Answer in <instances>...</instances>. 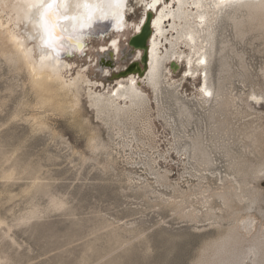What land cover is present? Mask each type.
I'll return each mask as SVG.
<instances>
[{
  "label": "rangeland",
  "instance_id": "1",
  "mask_svg": "<svg viewBox=\"0 0 264 264\" xmlns=\"http://www.w3.org/2000/svg\"><path fill=\"white\" fill-rule=\"evenodd\" d=\"M129 8L134 11L126 10L123 32L91 38L85 57L63 61L68 64L67 89L77 78L84 80L77 113L35 106L27 73L12 54L5 53L0 39V264H195L201 246L217 230L195 200L184 209L201 211L198 224L178 215L175 205L169 204L172 196L180 197L174 189L188 190L199 183L190 176L193 161H181L171 147L192 146L190 137L196 135L205 139L215 160L205 173L209 177L225 176L227 146L231 155L246 154L259 164L264 136L252 144L245 139V129L257 114L264 115V103L253 105L251 112L246 108L252 90L264 96V29L253 27L242 38L231 22L219 25L210 84L214 90L221 83L230 89L239 110L218 107L212 115L209 105L203 109L199 104L198 82L183 79L184 65L178 70L168 67L171 50H188L184 44L171 47L176 32L159 40L162 73L168 78L162 79L158 92L151 90L148 65L145 69L141 51L131 45L138 35L131 26L139 24L143 3L129 0ZM222 42L227 45L221 53ZM137 62L141 74L132 68ZM225 63L231 69L221 73ZM130 78L145 94L146 105L134 107L133 115L119 123L111 110L100 114L93 100L105 94L100 99L103 106L104 99ZM120 102L127 108L125 101ZM93 134L100 145L95 151L89 142ZM260 184L264 192V178Z\"/></svg>",
  "mask_w": 264,
  "mask_h": 264
},
{
  "label": "bare ground",
  "instance_id": "2",
  "mask_svg": "<svg viewBox=\"0 0 264 264\" xmlns=\"http://www.w3.org/2000/svg\"><path fill=\"white\" fill-rule=\"evenodd\" d=\"M94 2L95 0H89V3ZM140 2L143 3V12L154 14L150 22L152 34L148 41L147 62V79L151 90L154 93L158 92L160 85L164 82L162 79L166 81L168 78L162 73L164 62L159 55V40L166 36L167 32H176V41L171 47L184 44L188 50L183 52L173 49L168 53L166 60L170 70L173 63L179 66L184 65L183 79L198 82L199 104L203 109L209 105L212 115H215L218 107H238L236 96L233 97L231 90L229 88L227 90L223 83L217 90H214L210 84L209 77L217 43V30L224 21L231 22L237 30V35L242 38L254 31L253 27L263 30L264 0H172L171 3L165 0H140ZM75 4L76 0H0V39L2 38L4 43L5 53L12 54L13 60L19 64L20 69L27 73L30 87L36 94L35 106L46 111L58 110L59 112L68 108L77 113L80 103L79 85L84 80L79 77L72 81L70 89L66 88L64 70L67 69L68 64L54 61L51 55L41 53L39 37L32 25L27 22L28 19L30 17L35 19L36 9L41 5H52L49 29L55 27L65 36L73 34L74 31H82L83 36L79 41L85 43L83 49L88 47V40L91 38L107 34L113 24L111 19L97 18L91 27L79 28L78 21L70 18L77 15ZM145 4L151 7L145 9ZM83 11V9L80 10L81 13ZM112 11L108 12L109 16ZM125 12L126 10H124L126 20ZM56 14L60 16L58 21ZM94 14L99 16L98 13L94 12ZM146 16L140 20L138 24L140 31L136 35L142 33ZM167 22L170 24L168 28H166ZM247 26L250 27L245 30ZM222 45L224 47L220 50L221 53L224 52L227 42H222ZM64 46L70 49L71 55L65 54L61 58L78 56L75 44L69 45V42L65 40ZM138 51L141 50L138 49ZM141 52L139 56L142 58L143 52ZM80 56L85 57V53ZM222 58L226 59L225 56ZM221 67V73L231 69L230 63L222 64ZM170 81L173 79L167 81V84ZM136 84L133 78L128 79L127 82H121L118 90L115 93L113 91L108 99H104L103 106L100 105V99L106 97L105 94L93 100L94 106L100 109V114L105 109L113 111V116L119 123L125 116L133 115L136 110L134 107L138 109L147 103L145 94ZM248 97L246 108L250 112L255 109L253 105L262 106L264 103V96L256 90H252ZM121 100L125 101L127 108L120 105ZM249 100H251L250 104ZM183 108L184 113L188 112V107L184 104ZM246 113L253 115L249 111ZM38 120H36L37 123ZM118 123L114 122L113 126L116 127ZM252 123L254 126L249 125L251 127L245 129V139L256 144L258 136L260 135L261 138L264 136V115L257 114ZM144 126L148 127L145 124ZM96 139V135L93 134L89 141L93 151L100 147ZM190 140L192 146L171 148L180 156L181 161H185L186 158L193 161V171L190 172V176L198 178L199 183L190 186L188 190L182 187L174 189L175 192L180 193V197L172 196L168 200L169 204L175 205L173 209L178 215L197 223L201 211L195 208L193 211L185 212L184 209L185 204L190 205V201L193 203L195 200V203L204 209L202 212L207 221H212L210 227L217 230V234L209 235L203 247L201 246L202 249L195 264H264V192L260 190V182L264 178L263 150H260L259 164L255 165L246 154L240 157L231 155L232 150L227 146L225 156L228 158V165L225 176L221 173L218 175L212 173L209 177L205 173L210 172V169L215 166V160L205 145V139L196 135V137H190ZM247 145L249 149L251 145L246 144V147ZM169 174L167 172L166 176H163L166 184L170 183ZM176 198H181V201L176 202ZM224 222L228 225L225 226Z\"/></svg>",
  "mask_w": 264,
  "mask_h": 264
},
{
  "label": "snow or ice",
  "instance_id": "3",
  "mask_svg": "<svg viewBox=\"0 0 264 264\" xmlns=\"http://www.w3.org/2000/svg\"><path fill=\"white\" fill-rule=\"evenodd\" d=\"M139 3L140 0H137ZM75 7L77 9V15L70 17L78 21V27L83 29L84 27H91L93 22L99 18L103 20L111 19L114 26L119 30L125 26L124 21V10L134 11V8H129V0H95L94 3H89V0H76ZM151 5L145 4L144 8H150ZM52 5L44 6L41 5L36 9L35 19L29 18L28 23H30L35 30L36 35L39 37V47L43 55H51L54 61H60L62 55H71L70 49L64 46V41L67 40L69 45L75 44L77 48L82 47L78 43L80 37L83 36L82 31H74L73 34L65 36L53 27L49 29L50 22V9ZM83 9V13L80 10ZM115 10V11H112ZM157 11L158 9H152ZM112 11L111 16L108 12ZM98 13L99 16L94 14ZM147 12L141 13L139 19L143 20ZM57 21L60 19L59 14H56ZM140 27L137 24H132L131 32L139 33ZM127 39V37H126ZM113 43H116L113 41ZM103 50V49H102ZM134 56L138 54L134 53Z\"/></svg>",
  "mask_w": 264,
  "mask_h": 264
},
{
  "label": "water",
  "instance_id": "4",
  "mask_svg": "<svg viewBox=\"0 0 264 264\" xmlns=\"http://www.w3.org/2000/svg\"><path fill=\"white\" fill-rule=\"evenodd\" d=\"M147 19L146 22L143 24V28H142V33L140 35H137L136 37H134L131 41V45L135 48V49H139L143 52L142 58H141V63L143 64V66L145 67V69L147 68V62H148V41L149 38L152 34V27L150 25V22L152 21L153 18V13L149 12L147 14ZM78 43H80L82 45V47L77 48V54L78 55H82L84 54V42H80L78 41ZM133 70H139L138 73H143V71L140 68V63H134L133 65ZM171 68L173 70H178L179 69V65L176 63H173L171 65Z\"/></svg>",
  "mask_w": 264,
  "mask_h": 264
}]
</instances>
